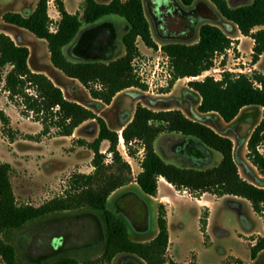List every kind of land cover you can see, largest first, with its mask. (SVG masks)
I'll list each match as a JSON object with an SVG mask.
<instances>
[{"label": "trees", "instance_id": "trees-1", "mask_svg": "<svg viewBox=\"0 0 264 264\" xmlns=\"http://www.w3.org/2000/svg\"><path fill=\"white\" fill-rule=\"evenodd\" d=\"M48 1L38 0L34 11L25 16L5 13L2 21L44 41L51 74L57 72L76 82L90 101L84 100L85 104L68 99L46 75L32 72L28 67V48L15 44L8 35L0 32L1 90L21 108L22 116L32 115L41 126L40 136H47L54 130L57 137L68 138L83 124L95 122L97 136L93 142H79L93 155V171L88 175L74 176L71 191L62 197L40 207L20 206L16 203L10 181L12 168L7 163H0V264H20L15 248L3 240L5 235L13 232H18L19 242L24 243L22 264H112L117 258L122 259L123 264H176L166 260L168 230L162 206L158 211L155 237L150 241L134 242L129 237L124 219L109 205V199L116 191L133 183L143 195L142 201L156 196L158 181L163 179L175 191L185 192L194 199L211 195L244 200L256 215L262 217L264 155L259 153L258 147L264 144V75L254 73L248 77L224 73L218 81L206 77L202 81L188 83L189 89L199 98L197 113L200 115L215 116L229 124L246 108L261 110V120L246 142V148L248 161L262 179L249 171L246 174L251 182H248L239 174L234 146L228 137L215 132L204 121L188 118L180 110L164 104L163 107H156L159 100L151 101L147 107L137 103L132 115H122L114 127L98 115L119 95L131 89H145L136 79L132 67L134 59L139 56L137 40L149 49L156 48L145 17L143 0H110L108 4L83 0L81 17L68 14L61 0H53L60 16L55 33L50 32ZM180 1L191 12L199 3L197 0ZM205 1L241 36L253 41L251 62L253 65L258 63L264 54V0H252L235 8L229 7L228 0ZM110 17L124 20L120 37ZM191 23V30L197 31V41L191 45L173 42L172 38L176 36L154 30L156 38L165 42L162 52L169 61L172 73L166 93L175 81L197 78L210 71L215 56L229 50L232 44L218 27L210 23L201 24V20H191ZM118 40L123 47V55L107 58L116 49ZM0 120L3 125L9 124L8 117L2 113ZM164 134L182 136L186 144L195 150V157L201 153L197 148L216 152L221 157L220 162L207 169L168 164L154 148L157 138ZM120 138L129 159L141 157V171L135 178L129 163L118 150ZM104 142L108 143L105 154L100 151ZM107 155L110 156L109 162ZM73 212L90 217L96 226L97 247L101 249V254L95 260L79 262L69 257L73 250L64 248L67 241L62 228L57 229L51 238L48 236V226L64 222L67 219L65 214ZM200 224L204 234L206 218ZM33 239L38 251L29 247ZM261 253H264V236L257 238L250 248V257L255 260Z\"/></svg>", "mask_w": 264, "mask_h": 264}, {"label": "rangeland", "instance_id": "rangeland-1", "mask_svg": "<svg viewBox=\"0 0 264 264\" xmlns=\"http://www.w3.org/2000/svg\"><path fill=\"white\" fill-rule=\"evenodd\" d=\"M26 1V7L31 9L33 0ZM155 1L143 0V4L145 17L149 23L151 37L156 48L149 49L140 40L136 42L139 52L138 61L145 63L147 71L154 70L158 65V71H161L164 66L170 67L168 59L162 52L165 42L156 38L147 13L152 11L151 4ZM197 1L199 3L197 2L194 12L182 5L180 0H164V5L168 6L169 4L178 8L182 13L189 15L194 22L201 20V24L210 23L218 27L231 39L230 49L215 56L214 66L208 73H203L197 78L179 79L175 81L168 93L165 92L167 88L160 90L155 95L147 94L146 89H131L119 95L111 106L103 107L100 117L110 127H114L118 124L119 117L126 114L132 115L137 103L143 101L144 104L151 105V101L159 100L156 107H163L164 104L171 109L181 110L188 117L191 116V119L204 121L215 132L228 137L234 146L239 174L243 179L250 181L246 173L253 171L256 175L257 171L247 159L246 142L261 120V110L252 107L246 108L229 124L223 123L215 116L200 115L197 113L199 98L189 89L188 83L202 81L206 77L220 80L224 73L244 74L248 77H252L254 73L264 75V54L258 63L253 65L251 62L253 41L241 36L235 27L220 18L215 8L207 1ZM251 1L228 0L227 3L230 8H235L247 5ZM13 2L14 0H0V31L7 32L13 40H15L14 36H20L21 43L27 46L29 52H32L29 60L30 70L41 71L46 74L55 85L60 87L68 99L80 102L90 101L85 91L76 82L66 79L57 72L55 75L51 74L50 70L47 73L50 68L42 67L44 65L50 67L48 66L50 64L48 49L44 41L36 39L26 31L17 32L18 29L10 30L12 28L9 29L4 26L1 20L3 14L20 10V7L7 8ZM48 2H50V10L54 11L56 9L54 1L49 0ZM72 5L78 15L82 14L83 3L76 7L73 1ZM47 10H49L48 6ZM109 19L116 24L117 33L120 37L125 24L124 20L118 17H110ZM50 28L56 31L57 25L52 22ZM172 40L186 45L194 44L197 41V31L191 30V28L187 29L186 32L172 38ZM158 49L161 51L159 52ZM123 53V47L118 40L116 49L107 58H117ZM2 87L3 83H0V113L8 117L9 124L3 125L0 120V163H7L12 168L10 181L16 203L20 206L40 207L44 203L62 197L71 191L70 186L74 176L93 171L91 167L93 155L85 145L82 146L79 142H93L97 136V126L95 122H88L68 138L57 137L54 130L47 136H40L41 126L34 121L32 115L22 116L20 114L21 108L16 105L15 101L9 100L7 93L1 90ZM83 103L86 104V102ZM174 137L176 138L172 142L170 141V146L176 149L177 157L182 158L177 161L178 164L187 168L197 166L200 169H207L220 162L221 157L218 153L204 150L199 156L189 158L184 152L186 144L184 138L180 135ZM167 146V141L159 142L161 149L164 147L166 150ZM186 146L190 147L189 145ZM107 148L108 143H102L100 151L105 154ZM118 150L125 161L129 163L132 176L135 178L141 171L140 157L137 160L129 159L122 144L119 145ZM258 151L264 155V144L258 147ZM109 160L110 156L107 155V162ZM168 164L175 165L176 162L168 161ZM161 196H166L171 201L170 204H167L169 206L167 261H173L176 264H264V253L260 254L254 261L250 257L253 240L259 237L261 232L260 220L255 219L253 222L255 234L237 236V233L243 232V226L244 228L248 227L246 222H243L244 224L241 222V220L245 221L242 215L247 214L248 211V208L243 204L244 202L247 203L246 201L232 197H225L217 201L219 198L206 195L203 199L201 197L198 199L203 201V203L198 204L187 193L175 192L167 187H161L159 195L157 193L154 198L158 199ZM142 198L143 195L133 183L126 190L114 194L109 199V205H112L114 211L124 219L129 237L134 242L150 241L157 234L156 221L161 205L158 204V200L147 199L142 201ZM198 205H203V208L199 209ZM208 207L212 210L208 230L209 236L206 232L202 234L200 230L201 220L206 218L207 223ZM164 211L166 214V210ZM79 213L65 214L67 219L64 222H56L55 225L48 226L46 231L51 238L54 233H57V229L62 228L67 241L64 248L73 250L68 254L69 257L77 259L79 262L95 260L101 254V249L97 247L96 226L90 217H82L83 215ZM240 213L242 214L240 215ZM257 218L264 220V215L262 217L257 215ZM18 235V232H13L10 235H5L3 240L15 248L16 258L22 264L21 249L24 247V243L19 242ZM29 247L38 251L35 239L32 240ZM112 264H123V262L122 259L117 258Z\"/></svg>", "mask_w": 264, "mask_h": 264}, {"label": "crops", "instance_id": "crops-1", "mask_svg": "<svg viewBox=\"0 0 264 264\" xmlns=\"http://www.w3.org/2000/svg\"><path fill=\"white\" fill-rule=\"evenodd\" d=\"M37 1L38 0H33V3L31 4V9H30V7H26V0H14V2L11 4V5H8V4H6V5H8V7L7 8H9V7H20V10L18 11V12H14V11H12L13 13H17V14H20V15H22V16H25V15H28V14H31L33 11H34V9H35V6H36V3H37ZM62 1V3H63V7H64V9H65V11L68 13V14H70V15H75V14H77L76 12H75V9L73 8V5H72V2L74 1L75 2V6L76 7H79V6H81V4L83 3V0H61ZM97 3H100V4H108L109 2H110V0H95ZM48 9L49 10H47V15H48V17H49V19H50V21H51V24L50 25H52V22H53V24H56L57 25V23L59 22V20H60V16H59V13L57 12V10L55 9L54 11H51L50 10V2H48ZM3 12V11H2ZM1 12V13H2ZM52 13V15H50ZM78 15V14H77ZM79 17H81V14L80 15H78ZM1 20H2V18H1ZM2 23L4 24V26H6V28H12V29H10V30H17L18 28H16V29H14L13 28V26H9V25H6L3 21H2ZM22 32V31H24V30H21V29H18V31L17 32ZM1 33H4V34H6V35H8L9 37H10V35L9 34H7V32H3V31H0ZM20 34V33H19ZM31 35V34H30ZM20 36L19 35H16V36H14V39L15 40H13L11 37V39L14 41V43L15 44H17V45H22V46H25V47H27L26 45H24V44H22L21 43V40H20V38H19ZM49 54V53H48ZM31 55H32V52H29V60H30V57H31ZM29 60H28V67H29ZM40 66H42V65H40ZM48 66H51L50 64L48 65ZM42 67H45V68H50V67H47V65H44V66H42ZM29 69H30V67H29ZM50 69H48L47 70V73H48V71H49ZM32 71V70H31ZM32 72H34V71H32ZM36 73H42V74H44L43 72H41V71H38V72H36ZM44 75H46V74H44ZM47 76V75H46ZM48 77V76H47ZM49 78V77H48ZM113 104V103H112ZM141 105H143V106H146L147 107V104H144L143 103V101H141V103H140ZM111 106V105H110ZM109 107V106H108ZM107 108V107H106ZM178 110V109H177ZM181 111V110H180ZM182 112V111H181ZM183 113V112H182ZM101 113L99 112L98 113V115L99 116H101L100 115ZM184 114V113H183ZM185 115V114H184ZM185 116H187V115H185ZM188 117V116H187ZM188 118H191V116L190 117H188ZM88 123V122H87ZM87 123H85V124H87ZM84 125V124H83ZM82 125V126H83ZM81 126V127H82ZM81 127H79V128H81ZM78 128V129H79ZM77 129V130H78ZM76 131V130H75ZM119 134H120V132H119ZM175 135H173V134H164V135H161V136H159L158 138H157V140L155 141V143H154V148H155V151H156V153L165 161V162H167L168 163V161H174V162H176V166H178V167H185V166H183V165H181V164H178L177 163V161H179L180 159H182V158H178L177 157V154H176V149L175 148H172L171 146H170V141L172 142L173 141V139L174 138H176V137H174ZM62 138H66V137H62ZM177 138H179V137H177ZM160 141H162V142H165V141H167L168 142V146H167V149L165 150L164 149V147L161 149L160 147H159V142ZM104 143H106V142H104ZM119 143L120 144H122V139L120 138V140H119ZM123 145V144H122ZM187 144H185V146H184V152L187 154V156L189 157V158H192L193 156L195 157V150L193 151V149L191 148V146L190 147H187L186 146ZM125 149V148H124ZM191 149H192V151H191ZM197 150H200V152L202 153V152H204L202 149H199V148H197ZM211 152V151H210ZM171 156V157H170ZM173 157V158H172ZM141 158V157H140ZM170 158H172V160H169ZM193 161V160H192ZM244 164H246V163H244ZM216 166V165H215ZM185 168H187V167H185ZM92 170H93V168H92ZM92 171H88V173L87 174H84V175H88V174H90ZM140 173V172H139ZM138 173V174H139ZM256 176L258 177V178H260V179H262L261 178V176H259L258 175V173H256ZM244 180H246V179H244ZM246 181H248V182H251V180L249 181V180H246ZM164 182V183H163ZM161 187H167V188H169V189H173L171 186H169L163 179H159V181H158V188H157V193H158V195H159V193H160V191H161ZM126 188H128V186L127 187H125V188H122V189H120V190H118V191H116L114 194H118L119 192H122L123 190H126ZM174 190V189H173ZM175 191V190H174ZM176 192V191H175ZM114 194L112 195V196H114ZM204 196H206V195H203L202 197H201V199H203L204 198ZM225 198V197H224ZM223 198H219V199H217V201H220V200H222ZM236 199V198H235ZM149 200H158L157 202H158V204H160L162 207H165L164 208V210H166V221H167V224H168V217H169V211H168V209H169V206L167 205V204H170L171 203V201H170V199L168 198V197H166V196H161L160 198H158V199H156V198H149ZM198 204H201V203H203V201H199L198 199H194ZM237 200H239V199H237ZM244 204V206H246V208H248L247 210V214H243L242 216H243V219L245 220V221H242L241 220V222H242V224H244L243 222H246L247 223V225H248V227H246V228H244V226H243V232L242 233H237V236H252L253 234H255L254 233V228H253V222H254V220L255 219H259L260 220V222H261V224H262V228H261V232L259 233V237H263L264 236V228H263V220H262V218H257V215L253 212V210L251 209V206H250V204L247 202V203H243ZM203 205H198V208L200 209V208H203L202 207ZM209 208V207H208ZM209 217L207 218V223H206V228H205V232L207 233V236H209L208 235V230H209V227H210V223H211V215H212V210L209 208ZM242 213H240V215H241ZM263 215H264V213H263ZM264 219V218H263ZM243 234V235H242ZM259 237H256L254 240H253V244H252V246L255 244V241H256V239L257 238H259ZM261 254H263V253H261ZM260 255V254H259ZM258 255V256H259ZM257 256V257H258ZM252 261H254V260H252Z\"/></svg>", "mask_w": 264, "mask_h": 264}, {"label": "flooded vegetation", "instance_id": "flooded-vegetation-1", "mask_svg": "<svg viewBox=\"0 0 264 264\" xmlns=\"http://www.w3.org/2000/svg\"><path fill=\"white\" fill-rule=\"evenodd\" d=\"M164 4V0H156L151 4L152 11L147 12L153 30L159 29L169 35L178 36L191 28L192 23L189 15L182 13V11L174 6L169 4L165 6ZM179 21L187 22L185 28L180 32H172L171 27L175 26Z\"/></svg>", "mask_w": 264, "mask_h": 264}, {"label": "built area", "instance_id": "built-area-1", "mask_svg": "<svg viewBox=\"0 0 264 264\" xmlns=\"http://www.w3.org/2000/svg\"><path fill=\"white\" fill-rule=\"evenodd\" d=\"M50 32L55 33V30L53 31L52 28H50ZM158 51L160 52L161 50L158 49ZM145 66V63L139 62L138 58L134 59L132 63L134 75L139 83L145 87L147 94L155 95L160 90L168 88L169 83L172 80L170 67L164 66L161 71H158V65L154 70L147 71Z\"/></svg>", "mask_w": 264, "mask_h": 264}, {"label": "water", "instance_id": "water-1", "mask_svg": "<svg viewBox=\"0 0 264 264\" xmlns=\"http://www.w3.org/2000/svg\"><path fill=\"white\" fill-rule=\"evenodd\" d=\"M186 24H187L186 21H179L178 23L175 24V26L173 25L171 27V31L172 32H180L185 28Z\"/></svg>", "mask_w": 264, "mask_h": 264}]
</instances>
